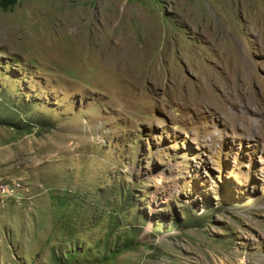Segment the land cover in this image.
<instances>
[{
  "label": "rangeland",
  "instance_id": "rangeland-1",
  "mask_svg": "<svg viewBox=\"0 0 264 264\" xmlns=\"http://www.w3.org/2000/svg\"><path fill=\"white\" fill-rule=\"evenodd\" d=\"M262 99L264 0H0V264H264Z\"/></svg>",
  "mask_w": 264,
  "mask_h": 264
},
{
  "label": "bare ground",
  "instance_id": "bare-ground-1",
  "mask_svg": "<svg viewBox=\"0 0 264 264\" xmlns=\"http://www.w3.org/2000/svg\"><path fill=\"white\" fill-rule=\"evenodd\" d=\"M231 43V42H230ZM154 45V44H153ZM230 45V44H229ZM233 46V45H230ZM240 48V46H239ZM116 49V48H115ZM154 49V48H153ZM222 53V57L218 60V63H220L224 68V72L222 74H217L216 76V82L221 85L223 83V81H227L228 84H230L231 86V90L232 92H234V90H237L238 88H240L243 85V79L244 76V67L242 64V60L240 58V54H239V49L236 47H232V48H228L226 47L225 49H223ZM58 54V53H57ZM60 54V53H59ZM56 56V55H55ZM153 58V57H152ZM61 59V58H60ZM66 59V57L64 58ZM150 59V58H149ZM53 60V59H52ZM216 60V59H214ZM65 62V61H64ZM67 64V62H65ZM216 64V63H215ZM210 66V65H209ZM219 66V65H218ZM207 67V66H206ZM204 68V67H203ZM205 70V69H204ZM211 70V69H210ZM203 72V69H202ZM206 73V72H204ZM201 74V73H199ZM198 74V75H199ZM205 77V76H204ZM202 78V76H201ZM206 79V77H205ZM204 79V80H205ZM183 80V79H181ZM200 80V79H199ZM208 81V79H207ZM184 81H182L181 84H183ZM211 82V80H210ZM208 83V82H207ZM204 84V83H203ZM206 84V83H205ZM209 84V83H208ZM213 84V83H212ZM185 85V84H184ZM207 85V84H206ZM199 86V85H198ZM213 87V86H212ZM214 88V87H213ZM211 89V88H209ZM217 89V88H216ZM228 89V88H227ZM230 89V88H229ZM207 90V88H206ZM208 91V90H207ZM218 91V90H217ZM194 94V93H193ZM232 95V93H231ZM196 96V95H195ZM198 96V95H197ZM196 96V97H197ZM194 97V96H193ZM195 97V98H196ZM206 97V96H205ZM206 99V98H205ZM196 101V100H195ZM216 101V100H215ZM260 101V100H258ZM262 101H264L262 99ZM200 102V101H199ZM202 103V102H201ZM203 103H205L203 101ZM209 101H206V104H208ZM201 105V104H200ZM211 105V104H210ZM209 105V106H210ZM231 107L234 109H237L239 107V102L236 100V98H232V101L230 103ZM258 105V103H257ZM225 107V106H224ZM226 117L233 123L236 124L237 122H246V117L244 116L243 113H238V114H230L231 112H229L228 110H226L227 108H223Z\"/></svg>",
  "mask_w": 264,
  "mask_h": 264
}]
</instances>
